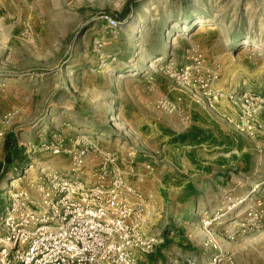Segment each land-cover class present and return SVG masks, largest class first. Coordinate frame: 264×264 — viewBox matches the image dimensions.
<instances>
[{
	"label": "rangeland",
	"instance_id": "rangeland-1",
	"mask_svg": "<svg viewBox=\"0 0 264 264\" xmlns=\"http://www.w3.org/2000/svg\"><path fill=\"white\" fill-rule=\"evenodd\" d=\"M191 47L204 53L205 67L216 74L218 88L238 94L250 90L264 99V0H0V114L11 113L9 122L0 124V210L9 191L21 184L18 177L24 169L28 175L40 166L61 171L68 167V155L34 151L40 140L55 132L92 134L120 157L133 153L137 174L128 179L147 195L149 209L151 204L159 206V218L149 221L163 236L152 264H264V213L255 226L235 225L246 220V210L256 208L258 198V211L264 212V151L257 144L261 141L264 147L262 112L257 116L259 136L253 139L233 130L224 144L239 156L236 144L243 139L252 158L246 169L232 158L225 162L228 166L222 165L220 179H210L200 192L209 205L199 198L194 212L180 219L178 213L174 216L179 209L169 207L167 189L165 195L158 189L157 196L147 193L150 184L159 182L162 168L177 173L181 160L165 157L159 137L147 135L159 127L140 125L143 134L136 136V126L125 123L133 102L152 94L154 107L176 116L183 129L194 119L209 125L221 119L232 130L218 113L180 94L165 72L171 63H185ZM164 88L167 94L155 98ZM162 96L182 97L191 121L159 109L156 103ZM220 109L235 113L225 102ZM7 133H14L24 147L31 167L17 170L9 165L2 171ZM173 147L168 146L170 153ZM225 147L212 151L225 152ZM185 155L191 162L190 152ZM147 164L153 167L150 172ZM181 175L182 180L188 178ZM166 176L167 182L174 177L168 172ZM256 183L260 189L251 196ZM233 202L238 204L228 208ZM215 215L209 235L202 220ZM179 219L194 222L196 233L177 231L183 227Z\"/></svg>",
	"mask_w": 264,
	"mask_h": 264
},
{
	"label": "built area",
	"instance_id": "built-area-1",
	"mask_svg": "<svg viewBox=\"0 0 264 264\" xmlns=\"http://www.w3.org/2000/svg\"><path fill=\"white\" fill-rule=\"evenodd\" d=\"M186 52L185 63H171L165 70L180 94L218 113L232 130L253 139L259 136L262 125L257 116L264 115V99L250 90L238 94L218 88L216 74L205 67L204 53L192 47ZM181 101L180 96L176 100L162 96L156 106L188 121L191 114ZM224 102L234 115L220 109ZM10 118V112L0 114V124ZM3 134L0 129V138ZM33 148L68 155L70 163L63 171L40 166L26 175L24 169L18 177L21 184L9 191L0 210V264H137L141 256L154 252L163 239L162 230L150 228L149 199L128 179L137 174L132 152L120 157L103 148L92 134L62 132L43 138ZM32 163L30 159V167ZM146 168L150 172L153 167L147 164ZM259 189L256 183L249 194ZM261 204L256 199V208L247 209L246 220H234L235 225L255 226L264 213L258 211ZM217 218L202 220L207 234L211 235L210 225Z\"/></svg>",
	"mask_w": 264,
	"mask_h": 264
},
{
	"label": "crops",
	"instance_id": "crops-1",
	"mask_svg": "<svg viewBox=\"0 0 264 264\" xmlns=\"http://www.w3.org/2000/svg\"><path fill=\"white\" fill-rule=\"evenodd\" d=\"M163 90L164 91L162 93H158L155 98L159 97L161 94H167L165 88ZM153 99L154 96L152 94H147L140 98V102H133L131 105L133 111H131L130 115L125 117L124 120L125 123L136 126V136L143 134L140 129H138L140 125L147 124L159 127L157 132L151 134L148 133L147 135L151 137L156 135L159 137L157 138L158 142H163L161 144L163 149L159 148V150H162L165 157L168 155V157L171 159L173 158V160H177L178 158L181 160L180 164L182 167L180 166L177 168V173L174 171L169 172V169L167 170L162 168L160 170L159 176L157 177V181L159 182L157 185L156 183L150 184L147 193L152 192L155 196H157L156 189H158L159 193L163 194V190L167 189V196L172 199V201L169 203V207L175 206L179 209V212H174V216H176L178 213L180 219H186L192 214L190 212H194L195 206L197 207V203H199V198H204L205 203L209 205L207 197L203 196V194H200V192L202 188H205L204 190L207 189L206 186L210 183V179H220V174H223L225 169V167H222V165L228 166V164L225 162H230L229 159L232 158L236 159L238 163H241L239 166L240 168L246 169L250 164L248 161H250L252 158L250 156L251 151L250 149L246 148L243 139L237 141L236 144V146L239 147V156L234 155L233 150L231 149L232 146L225 147L224 144L230 142L229 139H231V135L234 131L228 129V125L221 119L219 121L215 120L217 124L212 123V125L194 119L190 127L183 129L181 123L177 121L176 116L157 110L152 103ZM134 106H136V108H134ZM134 110H138L139 112H135ZM151 112H154L155 116L150 114ZM166 114L170 116L166 117ZM257 144L258 150L264 151V147L261 148L262 142H257ZM172 145H174V147L170 153V150L167 148L168 146ZM223 147L226 148L224 149L225 152L218 151L217 153H214V151H212L213 149ZM187 151L190 152V158H192L191 162L185 155ZM171 154H173V157H171ZM229 155L230 158L225 157ZM199 157H202V159ZM167 172L174 175V177L171 179L172 181L167 182ZM213 173L217 175H214ZM181 174H187L188 178L182 180L184 177ZM164 205L166 210L168 206L165 204V202ZM188 205L192 206V209L187 210L186 212L185 207H188ZM158 209L159 206L151 204L150 210L152 212V219L154 218L157 220L159 218L160 210L158 211ZM180 219V226L182 225L183 227H179L177 231L180 232L181 229V233H183L182 235H188L190 232L193 234L196 233V231L191 228L194 227V222L188 223L187 221L183 220L182 223L180 222ZM182 228H185L184 231ZM155 254L156 251L150 255L141 256L137 264H140L142 262L141 260L143 259H145L143 264H152V258Z\"/></svg>",
	"mask_w": 264,
	"mask_h": 264
},
{
	"label": "trees",
	"instance_id": "trees-1",
	"mask_svg": "<svg viewBox=\"0 0 264 264\" xmlns=\"http://www.w3.org/2000/svg\"><path fill=\"white\" fill-rule=\"evenodd\" d=\"M29 161L24 147L18 143L14 133H7L4 139V160L1 167L2 171L9 165H14L15 169L20 170L27 167L30 164Z\"/></svg>",
	"mask_w": 264,
	"mask_h": 264
}]
</instances>
